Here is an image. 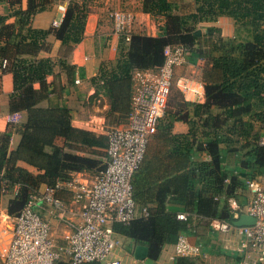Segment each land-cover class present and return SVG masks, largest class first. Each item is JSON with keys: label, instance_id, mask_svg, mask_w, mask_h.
Returning a JSON list of instances; mask_svg holds the SVG:
<instances>
[{"label": "trees", "instance_id": "obj_1", "mask_svg": "<svg viewBox=\"0 0 264 264\" xmlns=\"http://www.w3.org/2000/svg\"><path fill=\"white\" fill-rule=\"evenodd\" d=\"M0 1L7 2L10 11L8 16L0 18V23L16 17L21 26H26L51 0H28L26 11L22 9V0ZM142 10L162 19V33L157 37L133 34L130 43H126L125 57L110 72L102 71L98 79L92 80L94 84L102 83L97 86V93L103 91L109 97L112 110L125 109L128 121L133 71L161 66L164 50L169 45L184 46L189 59L191 55L206 58L218 74L217 82L205 86L206 103L195 108V116L204 129L213 130L214 137L197 143L194 151L189 147L191 151L181 161L180 173L155 188L146 187L136 174L135 199L141 213L146 209L148 216L141 214L130 225L114 226L116 234L146 247L148 258L157 260L165 245L176 244L181 235L190 233L195 221L207 224L216 219L235 225L238 219L234 217L230 200L239 197L238 191L245 187L246 181L238 172L246 170L250 172L246 179H253L257 171H264V143L256 124H264V30H257L255 40L248 45H231L217 36L210 42V51L205 52L196 47L201 37L195 28L199 23L224 16L259 26L264 22V0H197L196 12L185 17L175 15L168 0H143ZM86 18L84 10L68 7L56 31L57 39L64 46L81 42ZM12 29L8 25L2 28L1 36L7 44L0 48V58L1 63L7 60L11 64L14 94L10 109L13 113L26 112L27 121L14 151L10 152V136L0 134V204L5 196L14 195L6 208L11 218L19 215L31 196L38 195L43 188L73 181L79 173L100 172L105 167L102 164L107 159L108 146L107 135L75 128L67 107L41 105L55 93L47 83V77L54 71V62L36 59L48 33L31 30L28 45H25L26 37L18 34L16 37L20 39L15 44L11 41L15 36ZM10 48L17 52L11 61L7 58L11 56ZM23 53L33 55L34 60L20 57ZM35 84L40 88L35 89ZM213 109L219 110L215 116ZM248 116L251 119L244 120ZM185 117L181 118L187 122ZM223 126L229 134L220 133ZM195 128L193 122L191 137L196 135ZM191 137L189 142L195 145ZM195 158L199 160L196 162ZM254 170L257 171L254 173ZM179 214H187V220H179Z\"/></svg>", "mask_w": 264, "mask_h": 264}, {"label": "crops", "instance_id": "obj_2", "mask_svg": "<svg viewBox=\"0 0 264 264\" xmlns=\"http://www.w3.org/2000/svg\"><path fill=\"white\" fill-rule=\"evenodd\" d=\"M168 2L174 14L183 17L194 14L197 9V0H168ZM70 6L84 10L87 18L82 41L64 46L56 37L58 28L54 27V22L61 26ZM27 8L28 0H22V9L26 11ZM61 8H65V11ZM118 8H128L135 13L134 34L157 37L162 33L164 22L161 18L158 19L143 12V0H51L45 9L38 12L26 26H21L16 17L7 18L3 24L0 23V48L7 44L6 38L1 36L5 25L12 26L15 36L11 41L15 44H18L20 39L16 37L18 34L26 37L25 45H28L31 41V30L48 33L44 40V47L39 51L36 59H50L54 62V71L47 77V83L52 90H55V93H52L41 105L43 107H67L71 110L75 128L99 135H107L108 130L127 122L126 110H112L109 97L103 91L97 93V86L102 83L92 82L93 79L101 76L102 71L110 72L115 68L118 61L125 57L128 51L126 41H123L125 39L115 33L113 22L109 18L110 11ZM9 12L8 3L0 1V18L8 16ZM195 26L199 33L198 36L201 37L196 47L200 46L205 52L210 51V42L217 36L231 45H248L255 40L258 31L263 32L264 30V22L259 24V27L253 23L238 22L226 16ZM10 52L11 56L7 58L11 61L17 52L13 48H10ZM20 57L27 60L35 58L27 53L20 54ZM1 60L0 58V134L10 136L11 152L19 145L21 133L26 129L27 114L26 112L13 113L10 109L11 98L14 94L11 64L7 70L2 69ZM213 81H218V74L213 70L212 64L199 55H191L190 59L186 57L185 64L175 69L167 115L151 137L144 162L137 173L146 187L155 188L156 185L163 184L169 178L179 174L181 161L186 158L188 152L191 149L194 151L197 143L214 137L213 130L204 129L199 117L195 116L196 106L206 103V84ZM34 87L39 89L40 85L35 84ZM218 113L219 110L213 109L214 116ZM14 114L19 117L15 123L10 125L9 119ZM182 116H186L188 121H184ZM249 118L250 116L245 117L244 120ZM111 120L115 123L110 124ZM193 122L197 127L194 130L195 137H191ZM256 124L260 128L261 139L264 143V124ZM167 125L170 127L168 128ZM223 128L220 133L229 134L226 126ZM190 137V141L193 139L196 141L195 145L189 142ZM189 147H191L190 150ZM193 160L197 162L199 159ZM20 166L34 172L25 164H20ZM256 171L254 170V173ZM257 172L260 174L253 176V179H248L250 177L246 179L250 173L246 170L238 172V175L246 180L245 187L238 191L239 197L230 200L234 217H239L238 221L246 215L247 207L254 195V187L264 185V171L263 173ZM88 174L90 173H79L74 179L87 181ZM250 183L254 187H251ZM69 196L68 192L59 194L63 200H68ZM13 197L14 195L11 194L2 198L0 208L3 206V209L0 211L6 213L5 216L8 202ZM151 206L155 208V204ZM219 222L226 221L212 219L207 224L195 221L190 233L184 234L190 243L199 249L198 254L177 256L176 243L165 245L157 260H150L148 257L139 260L136 257L137 250L144 246L117 234L121 240H124V245L121 244L122 246L116 251V258L120 259L122 264H264V258L261 255L242 249L243 238L239 231L240 226L232 225L233 228L223 232L219 230Z\"/></svg>", "mask_w": 264, "mask_h": 264}, {"label": "built area", "instance_id": "obj_3", "mask_svg": "<svg viewBox=\"0 0 264 264\" xmlns=\"http://www.w3.org/2000/svg\"><path fill=\"white\" fill-rule=\"evenodd\" d=\"M61 9L65 11V8ZM135 17L128 8L109 13L115 33L127 44L134 34ZM59 26L54 22L55 28ZM164 57V63L159 67L133 71L128 121L108 132L105 167L87 181L74 179L45 187L38 195L31 196L19 215L13 218L7 215L12 228L7 244L0 245L1 264H58L62 261L122 264L116 258L121 243L114 226L130 225L141 214L148 216L146 209L141 213L138 208L134 177L144 162L151 137L166 115L174 72L185 64L186 48L169 45L164 50ZM9 65V61L3 60L2 69ZM18 117L12 115L10 125ZM62 192H68V200L59 197ZM246 215L255 222L239 229L242 249L264 258V185L254 187ZM187 217V214L178 215L182 221ZM231 228L230 223L219 222V230L226 232ZM198 250L185 235L178 238L177 256L198 254Z\"/></svg>", "mask_w": 264, "mask_h": 264}, {"label": "rangeland", "instance_id": "obj_4", "mask_svg": "<svg viewBox=\"0 0 264 264\" xmlns=\"http://www.w3.org/2000/svg\"><path fill=\"white\" fill-rule=\"evenodd\" d=\"M111 122L112 123H110V124H113V123H115V122H113V120H111ZM117 126V125H116ZM108 131H110V130H108ZM106 164V159H105V161L103 162V164L102 165H105ZM95 174H88L87 175V177H93ZM2 204V203H1ZM0 209H3V206L0 208ZM5 209V208H4ZM6 214V213H5ZM5 214H4V212H1L0 211V244H1V246L2 245H5V244H7V240L9 239V237H10V233H11V228H12V226H11V222H10V220L9 219H7V215L5 216ZM118 240H120V243L122 244V245H124V240H121V237H119L118 236ZM121 245V246H122ZM2 248V247H1ZM3 249V248H2ZM118 250V249H117Z\"/></svg>", "mask_w": 264, "mask_h": 264}, {"label": "water", "instance_id": "obj_5", "mask_svg": "<svg viewBox=\"0 0 264 264\" xmlns=\"http://www.w3.org/2000/svg\"><path fill=\"white\" fill-rule=\"evenodd\" d=\"M199 33H197L198 35ZM255 220L247 215L242 216L239 221L235 224L236 226H245V225H252L254 224ZM136 257L139 260H144L148 257V249L146 247H139L137 250Z\"/></svg>", "mask_w": 264, "mask_h": 264}]
</instances>
